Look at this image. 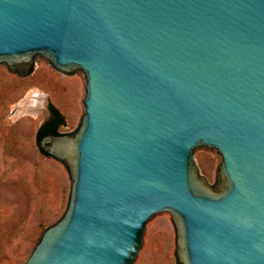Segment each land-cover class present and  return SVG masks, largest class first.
I'll use <instances>...</instances> for the list:
<instances>
[{"label":"water","instance_id":"obj_1","mask_svg":"<svg viewBox=\"0 0 264 264\" xmlns=\"http://www.w3.org/2000/svg\"><path fill=\"white\" fill-rule=\"evenodd\" d=\"M34 60L85 82L39 140L70 189L24 264H141L169 217L178 264H264V0H0V66Z\"/></svg>","mask_w":264,"mask_h":264},{"label":"rangeland","instance_id":"obj_2","mask_svg":"<svg viewBox=\"0 0 264 264\" xmlns=\"http://www.w3.org/2000/svg\"><path fill=\"white\" fill-rule=\"evenodd\" d=\"M84 82L80 71L60 76L47 60H34L25 78L0 66V264H24L44 229L66 209L67 172L60 162L41 154L36 133L49 104L64 117L60 133L75 131L83 114ZM32 90L42 94V105L34 113L24 107L15 112V106L28 99ZM194 158L213 184L220 156L215 150L199 148ZM174 239L170 217L157 219L144 240L141 264H178Z\"/></svg>","mask_w":264,"mask_h":264},{"label":"trees","instance_id":"obj_3","mask_svg":"<svg viewBox=\"0 0 264 264\" xmlns=\"http://www.w3.org/2000/svg\"><path fill=\"white\" fill-rule=\"evenodd\" d=\"M49 109L51 111L52 118L49 122L39 127L36 133V139L38 143L43 136L49 134L61 135L59 128L65 124L64 117L57 108H55L52 104H49ZM39 151L44 157H51L48 154H45L40 148Z\"/></svg>","mask_w":264,"mask_h":264},{"label":"bare ground","instance_id":"obj_4","mask_svg":"<svg viewBox=\"0 0 264 264\" xmlns=\"http://www.w3.org/2000/svg\"><path fill=\"white\" fill-rule=\"evenodd\" d=\"M28 97H29L28 99H26L25 101L19 102L15 106L16 111L19 110V108L22 110V107H24L23 109H28L29 111H32L34 113V111H36L35 109L39 108L44 101L42 100L43 99L42 94L39 93V91L37 90H32ZM24 103H25V106H24Z\"/></svg>","mask_w":264,"mask_h":264},{"label":"flooded vegetation","instance_id":"obj_5","mask_svg":"<svg viewBox=\"0 0 264 264\" xmlns=\"http://www.w3.org/2000/svg\"><path fill=\"white\" fill-rule=\"evenodd\" d=\"M48 108H49V105H48ZM50 110V109H49ZM52 118V114H51V111H50V117L48 118V120H46L43 124H46L47 122H49Z\"/></svg>","mask_w":264,"mask_h":264}]
</instances>
